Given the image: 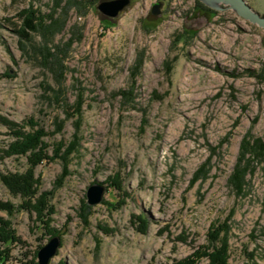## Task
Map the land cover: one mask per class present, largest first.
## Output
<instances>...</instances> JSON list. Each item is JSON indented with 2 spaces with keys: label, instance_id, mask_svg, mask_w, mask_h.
<instances>
[{
  "label": "rangeland",
  "instance_id": "rangeland-1",
  "mask_svg": "<svg viewBox=\"0 0 264 264\" xmlns=\"http://www.w3.org/2000/svg\"><path fill=\"white\" fill-rule=\"evenodd\" d=\"M88 1L61 0L55 16L65 23L50 39H21L17 13H50L53 0H0V116L36 120L50 155L55 143L61 154L79 139L66 160L35 168L40 190L52 191L50 226L60 238L48 264H207L193 254L215 221L229 226V264H264V158L251 162L240 193L228 185L242 140L264 142V29L231 9H197L195 0H159L156 13V0H130L112 18L95 8L101 0ZM247 1L264 15V0ZM44 41L64 51L61 76L42 63ZM121 90L133 100L123 103ZM11 140L0 124V147ZM64 163L68 173L54 187ZM26 167L24 156L0 160V200L20 203L1 174ZM201 168L204 177L193 179ZM96 182L104 191L89 204ZM0 216L25 242L12 245L5 264H31L55 236L26 210Z\"/></svg>",
  "mask_w": 264,
  "mask_h": 264
},
{
  "label": "trees",
  "instance_id": "trees-1",
  "mask_svg": "<svg viewBox=\"0 0 264 264\" xmlns=\"http://www.w3.org/2000/svg\"><path fill=\"white\" fill-rule=\"evenodd\" d=\"M61 0H53L52 11L47 14L41 13L39 10L32 7L21 9L17 16L19 17V24H16V32L22 39H29L32 34L39 33L44 39H50L56 31L60 30L64 23L65 18H60L55 16V9L60 4ZM89 1L88 0H68L66 6L75 5L78 8L85 7ZM196 6L202 5L204 11L214 12L208 7L204 6L198 0H195ZM80 33L77 37L73 36L68 39V43H73L74 40H80ZM185 41V40H184ZM44 41L40 49L42 51V63L45 66L57 65L55 74L58 76L62 75L63 64H62V54L64 51L58 50L57 52H51L50 48ZM60 51V52H59ZM61 53V54H59ZM166 63V62H165ZM137 64H140L138 60ZM121 98L122 102L128 99L133 100V97H129V94L125 90L117 92ZM127 93V94H126ZM81 95H78L75 102V113L78 117L75 120L76 127L78 126L81 111ZM62 121L57 123L56 130H60L62 127ZM0 124L5 125L10 134L13 137L6 148L0 147V160L7 156H24L27 161V167L23 171H8L1 174V179L4 185L7 187L9 192L14 196H19L20 203L14 205L10 201L0 200V210L7 212L11 215L15 210H26L30 214L35 215V222L39 221L44 232L48 236L55 235L58 230L51 227L50 222L52 221L51 215L54 213V206L50 203V198L52 191H41L40 190V178L35 174V168L46 160L52 161L56 157H61L66 160V157L74 151L78 143V138L74 135L73 140H71L65 147L61 154L60 150L63 146L62 141L55 143L53 146V154H48L49 144L44 140L47 132L44 130L43 126L36 122L32 117H28L22 124L7 119L0 116ZM24 127H28L27 130ZM264 158V142L258 138H244L239 146V154L236 159L235 166L228 177L229 187L236 193H240L246 183V174L251 167V162L254 159ZM68 173L66 163L63 164L62 173L54 182V187H57L62 183L63 177ZM204 170H199L195 173L193 179L204 177ZM118 176H115L117 179ZM113 185H117V182H113ZM229 229L226 221H215L211 224L210 229L207 233V243L201 246L202 249L193 256H204L207 258V264H229V253H228V236L227 231ZM14 244H25L21 238L16 235L14 228L11 227V222L0 216V264H5L11 257V249ZM40 248L38 246L37 250ZM37 250L33 254V258L29 260L31 264H37L34 262ZM25 255V254H24ZM196 256V257H197ZM191 259V258H190ZM188 263L189 258L184 259L179 264Z\"/></svg>",
  "mask_w": 264,
  "mask_h": 264
},
{
  "label": "water",
  "instance_id": "water-1",
  "mask_svg": "<svg viewBox=\"0 0 264 264\" xmlns=\"http://www.w3.org/2000/svg\"><path fill=\"white\" fill-rule=\"evenodd\" d=\"M205 6L213 10L231 9L237 16L264 29V15L255 10L247 0H199ZM130 0H101L95 8L108 17L117 16ZM160 2L152 6L151 11L156 13ZM209 12V11H206ZM104 186L98 182L88 186L86 191L89 204L98 203L102 197ZM58 235L52 236L49 241L37 251L38 264H48L59 245Z\"/></svg>",
  "mask_w": 264,
  "mask_h": 264
},
{
  "label": "flooded vegetation",
  "instance_id": "flooded-vegetation-1",
  "mask_svg": "<svg viewBox=\"0 0 264 264\" xmlns=\"http://www.w3.org/2000/svg\"><path fill=\"white\" fill-rule=\"evenodd\" d=\"M199 1V0H198ZM158 2H160L159 0H156V1H154L153 2V5H155L156 3H158ZM200 2V1H199ZM201 3V2H200ZM203 4V3H202ZM160 5H161V2H160ZM204 5V4H203ZM205 6V5H204ZM207 7V6H206ZM203 8V6L202 5H199V6H197V9H200V10H203L202 9ZM210 9V8H209ZM212 11H215V10H213V9H211Z\"/></svg>",
  "mask_w": 264,
  "mask_h": 264
}]
</instances>
